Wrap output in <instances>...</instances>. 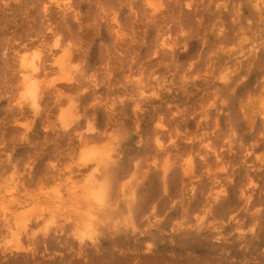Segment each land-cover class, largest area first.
I'll use <instances>...</instances> for the list:
<instances>
[{
  "label": "rangeland",
  "instance_id": "obj_1",
  "mask_svg": "<svg viewBox=\"0 0 264 264\" xmlns=\"http://www.w3.org/2000/svg\"><path fill=\"white\" fill-rule=\"evenodd\" d=\"M0 264H264V0H0Z\"/></svg>",
  "mask_w": 264,
  "mask_h": 264
},
{
  "label": "bare ground",
  "instance_id": "obj_2",
  "mask_svg": "<svg viewBox=\"0 0 264 264\" xmlns=\"http://www.w3.org/2000/svg\"><path fill=\"white\" fill-rule=\"evenodd\" d=\"M32 67V66H31ZM31 75V74H30ZM31 78V77H30ZM33 78V77H32Z\"/></svg>",
  "mask_w": 264,
  "mask_h": 264
}]
</instances>
